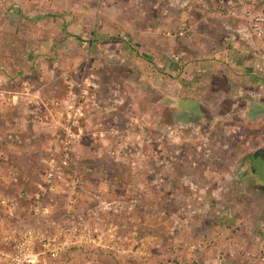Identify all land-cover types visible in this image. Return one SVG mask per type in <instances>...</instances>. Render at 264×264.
Here are the masks:
<instances>
[{"label": "rangeland", "instance_id": "rangeland-1", "mask_svg": "<svg viewBox=\"0 0 264 264\" xmlns=\"http://www.w3.org/2000/svg\"><path fill=\"white\" fill-rule=\"evenodd\" d=\"M91 1L0 0V189L20 205L10 216L9 229L31 223L24 211L25 195L33 193L43 180V161L57 146L60 117L49 112L53 101L67 95L69 82L78 92L79 85L89 78L100 83L104 97L112 98L109 104L121 100L114 122L117 131L106 149L89 135L84 138L73 162L78 187L75 192L54 195L52 219L96 224L106 233L112 225L110 240L122 245L127 254L84 250L65 263L73 259L71 264H191L203 251H211L221 259L225 254L223 263L234 264L229 256L240 251L260 249L263 254L264 190L254 189L257 180L250 165L256 148L264 147V139L256 145L253 138L255 125L258 134H264V109L255 108H264V36L255 33L250 20L239 19L245 5H233L235 11L217 0H192L197 11L191 19L184 15L162 18L163 40L178 50L182 39L198 43L200 50L187 57L205 60L208 50H234L235 35L220 30L222 21L232 26L245 22L257 40L262 63L253 89L256 95L210 96L203 77L193 82L188 78L189 84L182 78L173 82L178 90L173 91L170 107L159 103L154 93L158 79L138 77L136 64L104 66L91 59L108 51L116 60V43L101 45L95 53L97 46L92 40L115 39L123 23L136 27L140 12H152L155 6L173 9V0H98L95 5ZM179 1H174L175 6L183 7L185 0ZM78 10L86 16L80 19ZM252 10L264 14V3ZM18 13L47 17L24 21ZM228 14L232 16L223 17ZM142 20L152 23L145 15ZM198 22L206 27L212 22L218 30L196 33L193 25ZM148 68L147 74L154 72L153 65ZM218 79L219 86L227 85L224 78ZM22 90L31 93V100L18 95L9 101L12 92ZM28 106L38 110L35 115L42 120L32 121L34 117L25 112ZM144 113L146 122L151 123L145 131L137 119ZM94 192L99 198L90 199ZM1 216L4 220L9 217L3 209Z\"/></svg>", "mask_w": 264, "mask_h": 264}, {"label": "crops", "instance_id": "crops-1", "mask_svg": "<svg viewBox=\"0 0 264 264\" xmlns=\"http://www.w3.org/2000/svg\"><path fill=\"white\" fill-rule=\"evenodd\" d=\"M97 1L98 0H93L91 2H93V5H95V2ZM100 1L104 2L105 0H100ZM174 1L176 0H173V4H172L173 9L161 10L158 8V6H155L152 12L149 11L140 12L138 14L139 24L136 27H134V25L130 24V22L123 23V27L120 31L121 34L118 35L117 38L115 39L107 38L104 41H98V42L92 40L93 41L92 44L97 46L94 47L95 49L93 50L95 53L97 52L99 46L101 45L110 46L112 42L117 44L118 52H117L116 60H114L111 57V54L108 51L96 53V57L92 58L91 60H94L96 64L99 63L104 64V66H113V65L125 66L128 64H132V65L136 64L137 66H139V70H140V72L138 73V77H140L141 79L151 77L153 81L158 79L157 85L156 84L154 85L155 88H157L156 90H154V93L155 95L158 96L159 103H163L164 105L165 103H169L170 107H173V91L176 88L178 90L177 87L178 84L177 86H174L173 82H179V79L182 80V78H186L185 83L189 84L188 78H190L189 80H192L193 82V81H197V77L199 76L203 77L201 78V81L206 82L208 90L210 91L209 92L210 96L224 95L229 98H240L243 95L242 93H244L245 96L251 98L252 95H256V91H254L253 89L255 88L254 84H256L258 81L257 80L258 66L262 63H260L258 59L259 46L257 40L254 38V35L252 34L251 27L249 25H246L245 22L240 24V26L239 25L232 26L231 23L222 21L221 22L222 25H220L219 27L220 30H222L223 33H232L235 35L233 42L234 50L228 49V47L222 48L219 45L223 50L219 51L218 49H214L213 51L211 50H208L207 52L204 51L205 55L208 54L207 59L205 60H203V57L202 60H199L200 58L198 60L188 58L187 57L188 55L190 56L192 55V53H194V51H196L197 53L198 52L197 50H200L199 44L190 41L189 39H182V45L179 50L178 47L175 48L174 45L173 47L168 46L167 41L163 40V33H166V30H165V26L162 24V18H165V16H173L174 19L184 15L185 18L191 19L192 18L191 14L192 13L193 15L195 14V11H197L196 8L197 6L194 7V5L191 3L192 0H185V2L183 3V7L179 5L175 6ZM181 1L182 0H180L179 2ZM206 1L211 2L213 0H206ZM217 1L218 3L219 2L224 3V6H226L225 4H228V6L230 7H233V5L236 6L238 3L239 4L242 3L245 6H244L243 14L242 13L240 14L241 18L239 19L244 18L248 20L252 14L257 15V13L253 12L252 8L256 7L260 2L264 3V0H217ZM254 2H256L257 5H254ZM233 9L235 10L236 8L233 7ZM239 9H241V7H239ZM180 10H182V12H180ZM246 10L249 11L245 13ZM83 13L84 12L78 10L80 19L81 17L86 16L85 13L84 14ZM18 15L20 16V19H23L24 21H28V20L40 21L47 17V15L45 14L29 16L24 13H18ZM142 15L149 17L152 23L149 22L148 24H144L145 22L144 20H142ZM39 16H41L42 18L38 19ZM218 16L220 15H217V17ZM227 16H232V15L228 14L223 17L229 18ZM191 22L192 21H190V23ZM198 24L200 26L193 25V31L196 33H201L202 35L203 34L207 35V33H211V32L214 33V31L218 30V27H215L214 23L212 22H211V27H206V25L201 24V22H198ZM250 25H252V23ZM179 34L183 36L184 32L181 31ZM77 40L80 42L83 41L82 37H78ZM84 40L86 41L87 39ZM228 45L229 43H227V46ZM232 54L235 56H233ZM147 59H149V61H146ZM149 64L153 65L155 69L153 73L147 74L149 70L148 68ZM183 66L184 68H182ZM162 72L168 73V75L166 76L165 74H162ZM159 75L164 78H161ZM220 77L224 78L225 82L227 83L225 87L219 86L220 79L218 78ZM126 79H128V77ZM164 83L165 85L163 86L162 84ZM99 85L100 83L98 84V86ZM180 87H181L180 91L184 92V86L181 85ZM101 90L102 89L99 86L96 95L99 108H96V106H90L89 108L90 111L88 112L89 121L86 123V127H85L86 135L83 137L82 141L76 144L75 154L77 152V148H79L82 145L84 138L88 136L87 134L90 131L95 132L97 131V129L98 130L104 129L107 132V138L109 136V140L106 139L103 141L100 139L90 138L91 140L98 141V143L101 142V144H103V147L105 149L110 141L111 143L114 141L112 137L114 136V132L117 131L114 122H116L115 118L117 117L118 110L120 109L121 100L115 99L112 103L109 104L112 98H110V96L107 94H105L106 96L104 97L101 93L102 92ZM25 91L26 90H22L20 92L19 91L12 92V94L9 96V101L13 102L18 98V95L24 96V98L28 101L31 100L29 97L31 93ZM116 95L118 97L119 92H117ZM56 100L59 99H55L53 101L52 103L53 110L52 111L50 110L49 112L52 116L58 115L60 117L59 118L60 120H57V127H56L58 128L57 130L60 132L61 126L65 120L61 115L57 113V109L54 106V102ZM255 108H260V110L264 109L263 107L260 106ZM25 112L26 115L29 116L30 118L32 116L34 117L32 121H34V119L35 120L37 119V121H39L40 119L42 120L41 116L35 115L37 114L38 110L33 109L30 106L25 108ZM251 112L252 111L250 109L249 113ZM256 112L258 111L257 110L254 111V113ZM137 119L139 122L138 125L139 128H141L143 131L149 128L147 127V125L151 123L146 122L147 121L146 113H144L143 116L138 115ZM16 127L18 128V125ZM171 127L172 126H168V128ZM17 128H14L13 130L16 131ZM78 158L81 157L79 156ZM1 195L11 199H16L13 198L11 195L6 194V192L3 191L2 189H0V196ZM89 198L90 199L99 198V195L94 192L93 194L89 195ZM13 212L10 213L7 212L9 217L6 218L5 220L2 216L0 217V224L2 225V227L0 228V236L4 232L12 230L11 228L9 229L10 225L8 222L9 221L12 222V218H10V216H12L11 213ZM1 238L3 239V236ZM262 249H264V247ZM192 251L193 250L191 249V252ZM195 252L196 251H193V253ZM254 252L252 250H247V251L244 250V251H240L235 256H231V257L229 256V258L233 257L232 261H234L233 262L234 264H264V260L262 257L264 253L263 254L259 253L261 252L260 249L257 250L255 249ZM212 253L213 252L211 251H203L201 255H197L196 257L193 258L194 262L191 264H211V263L225 264L223 263V261L225 260L224 259L225 254L221 259L218 253H215L216 256H214V254ZM76 255L77 253L73 254L72 258L74 259Z\"/></svg>", "mask_w": 264, "mask_h": 264}, {"label": "built area", "instance_id": "built-area-1", "mask_svg": "<svg viewBox=\"0 0 264 264\" xmlns=\"http://www.w3.org/2000/svg\"><path fill=\"white\" fill-rule=\"evenodd\" d=\"M249 20L255 33L264 36V14H252ZM69 85L65 98L54 102L57 113L65 120L58 133L56 149L50 151L43 161V180L33 193L25 195L27 207L24 211H27L33 223L3 233L0 249L2 264H61L84 250L102 251L115 256L127 254L122 245L110 240L114 230L112 225L106 233L96 224L52 219L54 195L65 191L75 192L78 187L77 176L72 174L75 146L86 135L90 106L99 108L96 96L99 86L96 81L86 78L79 85L78 92L74 91L76 88H73L75 85L72 82ZM24 86L27 87L28 83H24ZM87 135L92 139H107L104 129L90 131ZM19 208L17 199L0 196V209L10 213ZM262 257L264 260V255Z\"/></svg>", "mask_w": 264, "mask_h": 264}, {"label": "flooded vegetation", "instance_id": "flooded-vegetation-1", "mask_svg": "<svg viewBox=\"0 0 264 264\" xmlns=\"http://www.w3.org/2000/svg\"><path fill=\"white\" fill-rule=\"evenodd\" d=\"M253 138L256 141V145H259L261 139H264L263 133H261L260 135L258 134L256 125L254 126V129H253ZM250 168H251L252 175H254L257 180V186H255L254 189L263 191L264 190L263 189L264 188V147L256 148V150L251 156Z\"/></svg>", "mask_w": 264, "mask_h": 264}, {"label": "trees", "instance_id": "trees-1", "mask_svg": "<svg viewBox=\"0 0 264 264\" xmlns=\"http://www.w3.org/2000/svg\"><path fill=\"white\" fill-rule=\"evenodd\" d=\"M40 18H42V17H41V16H39V17H38V19H40ZM38 19H37V20H38ZM117 117H118V114H117ZM96 160H97V159H96ZM72 174H73V175H75V176H78V175L75 173V171H73V173H72ZM123 186H125V184H124ZM56 220H58V219H56Z\"/></svg>", "mask_w": 264, "mask_h": 264}]
</instances>
